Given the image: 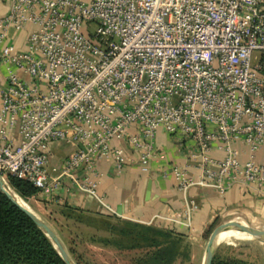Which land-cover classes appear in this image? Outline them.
Wrapping results in <instances>:
<instances>
[{"label":"built area","instance_id":"obj_1","mask_svg":"<svg viewBox=\"0 0 264 264\" xmlns=\"http://www.w3.org/2000/svg\"><path fill=\"white\" fill-rule=\"evenodd\" d=\"M158 130L188 142L198 162L196 178L175 162L161 170L178 190L238 184L264 197L253 156L264 146V0H9L0 14L4 179L26 180L56 204L81 207L84 194L104 205L98 163L147 173L166 160ZM56 146L68 148L58 165ZM197 206L187 198L175 218L188 224Z\"/></svg>","mask_w":264,"mask_h":264},{"label":"crops","instance_id":"obj_2","mask_svg":"<svg viewBox=\"0 0 264 264\" xmlns=\"http://www.w3.org/2000/svg\"><path fill=\"white\" fill-rule=\"evenodd\" d=\"M9 0H0V14L8 10ZM24 35L21 33L16 44L22 45ZM158 146L166 154V160H155L147 173H142L134 165L115 170L109 162H99L97 167L102 172L97 185V194L103 197V204L90 195L77 194L76 198L82 208L92 212H109L116 216L141 221L144 223L161 222L173 225L185 234L191 244L190 254H202L200 243L203 241L204 229L213 221L219 225L224 222H236L264 230V197L256 195L249 188L233 184L223 193L218 192L211 185H192L186 192L178 190L171 176H164L162 169L169 162H175L187 168L188 173L196 178L199 174L197 161L188 158V142L177 144L162 130L156 134ZM66 149L56 146L52 162L58 165ZM239 156L246 159L249 155L247 146L237 143ZM212 154L216 158L222 157L220 150L214 149ZM255 160L264 165V146L253 152ZM187 198L197 203L189 223L183 218H175L180 213ZM176 219V220H175ZM216 226V225H215ZM240 237V236H234ZM251 239V238H242ZM247 254L264 255V241L242 245Z\"/></svg>","mask_w":264,"mask_h":264},{"label":"trees","instance_id":"obj_3","mask_svg":"<svg viewBox=\"0 0 264 264\" xmlns=\"http://www.w3.org/2000/svg\"><path fill=\"white\" fill-rule=\"evenodd\" d=\"M5 181L24 202L38 192L30 182L14 176L6 175ZM59 208L63 217L104 232L92 236L93 242L116 250H141L135 264H176L190 258L191 244L175 224L144 223L68 204H59ZM215 225L213 221L204 229V238ZM64 249L74 264H80L70 256V250ZM0 264H66L48 235L1 189ZM211 264L247 263L236 255L222 257L215 251Z\"/></svg>","mask_w":264,"mask_h":264},{"label":"rangeland","instance_id":"obj_4","mask_svg":"<svg viewBox=\"0 0 264 264\" xmlns=\"http://www.w3.org/2000/svg\"><path fill=\"white\" fill-rule=\"evenodd\" d=\"M22 202L27 209L34 211L33 213L52 229L64 248L70 250V256L80 264H135V258L141 255V250H116L110 246L93 242L92 236H99L104 232L63 217L59 204L45 200L40 194L31 196L27 201ZM209 235L210 233L200 243L202 254H190L189 260L177 261L176 264H203L204 249ZM242 238L250 237H229L219 242L214 252H220L222 257L236 255L247 264H264V255L247 254V251L242 249L243 244L253 242L255 239Z\"/></svg>","mask_w":264,"mask_h":264},{"label":"water","instance_id":"obj_5","mask_svg":"<svg viewBox=\"0 0 264 264\" xmlns=\"http://www.w3.org/2000/svg\"><path fill=\"white\" fill-rule=\"evenodd\" d=\"M0 189L3 190L7 196L15 202L28 216H30L33 221L48 235V237L53 241L55 244L60 256L66 262V264H74L70 257L68 256L67 252L65 251L63 245L61 244L59 238L56 234L52 231V229L39 217H37L31 210L27 209L26 207L22 206L11 193L12 191L8 189V186L5 182V179L0 174ZM234 230L243 234L250 236L251 238L264 241V230L242 225L236 222H224L219 225H216L207 239L206 246L204 249V261L203 264H211V259L214 253V249L216 245L219 243L217 242L218 235L223 231Z\"/></svg>","mask_w":264,"mask_h":264},{"label":"bare ground","instance_id":"obj_6","mask_svg":"<svg viewBox=\"0 0 264 264\" xmlns=\"http://www.w3.org/2000/svg\"><path fill=\"white\" fill-rule=\"evenodd\" d=\"M15 194V193H13ZM15 197V199L22 205L25 207V205L23 204L22 200H20L17 196L13 195ZM29 207V205H28ZM29 209V208H28ZM31 209V208H30ZM34 212V211H32ZM233 236H247V237H250L246 234H243V233H240V232H237V231H234V230H228V231H223L221 232L218 237H217V242H222L224 240H226L227 238L229 237H233ZM251 238V237H250Z\"/></svg>","mask_w":264,"mask_h":264}]
</instances>
